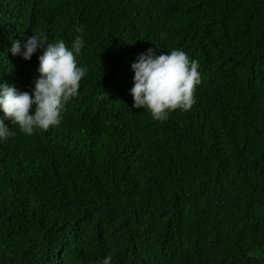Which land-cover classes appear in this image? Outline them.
<instances>
[{
  "label": "trees",
  "instance_id": "1",
  "mask_svg": "<svg viewBox=\"0 0 264 264\" xmlns=\"http://www.w3.org/2000/svg\"><path fill=\"white\" fill-rule=\"evenodd\" d=\"M38 31L88 72L59 126L5 121L0 264H264V0H0V85L32 92L43 49L11 48ZM149 48L200 64L164 122L133 107Z\"/></svg>",
  "mask_w": 264,
  "mask_h": 264
},
{
  "label": "clouds",
  "instance_id": "2",
  "mask_svg": "<svg viewBox=\"0 0 264 264\" xmlns=\"http://www.w3.org/2000/svg\"><path fill=\"white\" fill-rule=\"evenodd\" d=\"M76 30L82 31L80 27ZM84 45L82 36L74 39L71 48L63 40L49 42L45 31L34 32L23 45L20 41L13 42L14 56L31 60L38 49H43V54L38 57L40 75L31 93L0 85V140L16 135L6 120L28 136L37 129L47 131L61 124L66 105L79 95L82 79L88 72L77 59ZM131 68L133 107L147 110L154 121H167L171 112H187L196 103V88L201 83L200 64L185 51L172 49L157 55L155 49L149 48L138 55ZM111 260L109 255L103 264H111Z\"/></svg>",
  "mask_w": 264,
  "mask_h": 264
}]
</instances>
